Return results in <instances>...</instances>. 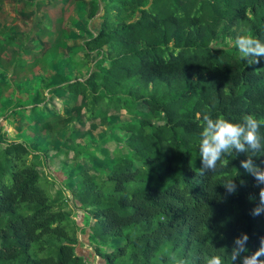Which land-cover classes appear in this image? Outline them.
<instances>
[{
  "label": "trees",
  "instance_id": "trees-1",
  "mask_svg": "<svg viewBox=\"0 0 264 264\" xmlns=\"http://www.w3.org/2000/svg\"><path fill=\"white\" fill-rule=\"evenodd\" d=\"M87 1L88 18L99 19L82 43L87 72L47 84L51 97L63 98L62 110L43 112L37 129L53 132L49 116L62 113L61 143L71 146L60 143L52 153L72 152L76 161L81 149L68 133L77 134L85 118L106 109L140 114L108 126L119 150L107 165L90 172L78 163L71 174L75 205L92 220L95 255L103 264H170L175 253L203 264L210 252H230L243 233L246 255L255 252L264 211L253 212L264 184L241 161L252 156L264 169V153L233 151L227 167L201 176L199 143L205 113L234 123L246 115L264 120V57L247 65L236 48L212 45L221 35L264 42V0ZM259 134L264 145V125ZM29 145L0 136V264H91L77 252L79 227ZM231 178L234 193L223 186Z\"/></svg>",
  "mask_w": 264,
  "mask_h": 264
},
{
  "label": "rangeland",
  "instance_id": "rangeland-1",
  "mask_svg": "<svg viewBox=\"0 0 264 264\" xmlns=\"http://www.w3.org/2000/svg\"><path fill=\"white\" fill-rule=\"evenodd\" d=\"M49 5L39 3L36 4L35 14L33 18L37 19L41 23V27H44L41 38L36 40L35 45L39 44V48H42L40 56L45 59L46 66L44 69L37 68L36 77L49 75L48 80L52 82L62 83V79H74L87 72L86 67L82 63L83 46L82 41L89 36L92 31H95L96 26L99 25V19L88 18V1L87 0H49ZM149 3L146 5L148 6ZM28 6V5H26ZM31 7V6H30ZM26 10H30L29 6ZM31 17V16H30ZM33 18H30L29 22L32 27L36 24L33 23ZM41 18V20H39ZM32 30V29H31ZM233 41L229 36H219L212 45L214 47L225 48L232 50L230 42ZM96 54H92V58H95ZM28 66V64H26ZM14 65H12V68ZM42 70L44 72H42ZM9 79H11L12 85L20 83L27 84L29 74L23 71L20 66L13 68L12 72H8ZM47 92H44V95ZM47 104L46 110L55 106L62 110L61 103L63 98L46 97ZM78 104L83 103L80 98L77 100ZM16 103L12 106L16 107ZM105 109V108H103ZM8 116V115H7ZM0 127V135L4 137V140H26L27 144H30V149L39 153L38 157V170L46 175L50 176L53 180L50 191L55 198L65 200L67 207L66 210L69 213L71 220L79 227V243L77 245V252L83 255L86 260L91 264H103L104 262L95 255L93 251V240L89 235L88 223L92 222L90 217L85 215L81 216V209L76 207L75 200H78V193L75 191L74 184L71 182V174L78 167L77 164H83L90 172H96V168L99 166L107 165L109 163L107 156L110 155L113 150L117 148L118 140H116V133L108 126L112 120H128L132 118L140 117V114L134 113L127 114L124 110H101L100 114L95 118H85L84 123L79 127L80 130L75 135H70L71 140L74 141L77 148L81 149V156L76 160H70L72 152L68 155L54 154L55 148L60 147V143L64 139L62 136V121L64 117L62 113L53 114L49 116V119L54 121L55 130L53 132H41L38 131L37 126L27 125L22 123H12V121L6 119ZM15 116L14 118H18ZM111 117L113 119H111ZM24 116H21L23 119ZM60 118V119H59ZM59 119L60 121H55ZM15 120V119H14ZM27 123L29 120L26 118ZM96 124V128H92V124ZM21 125V126H20ZM65 148H69L71 144H62ZM121 151L123 147L120 148ZM85 150V151H83ZM101 150H106L108 153H103ZM119 150V148H117Z\"/></svg>",
  "mask_w": 264,
  "mask_h": 264
},
{
  "label": "clouds",
  "instance_id": "clouds-1",
  "mask_svg": "<svg viewBox=\"0 0 264 264\" xmlns=\"http://www.w3.org/2000/svg\"><path fill=\"white\" fill-rule=\"evenodd\" d=\"M230 46L239 51L241 58L247 61V65L258 64L259 58L264 57V42L251 35H238L230 42ZM202 120L199 143L202 167L199 175L203 176L208 172H215L218 165L227 167L229 161L225 157L231 155L233 151L236 153H264V145L261 143L262 138L259 134L261 126L264 125V120L246 115L243 122L234 123L223 117L213 119L207 113L203 115ZM241 166L249 173L254 174L259 184H264V169L252 163V156L241 161ZM223 186L229 193L236 191L233 178L227 179ZM262 211H264V187L259 190V204L254 209L253 215H259ZM248 240V234L243 233L235 239L230 252L219 248L221 253L210 252L202 258L203 264H225L224 259H222L223 255L229 258L231 264H264V259H261L264 257V237L260 240L259 248L250 255H246L249 251L246 246ZM168 259L170 264H189L188 260L179 258L175 253H171Z\"/></svg>",
  "mask_w": 264,
  "mask_h": 264
},
{
  "label": "crops",
  "instance_id": "crops-1",
  "mask_svg": "<svg viewBox=\"0 0 264 264\" xmlns=\"http://www.w3.org/2000/svg\"><path fill=\"white\" fill-rule=\"evenodd\" d=\"M49 2V0H2L0 10V122H6L4 116L8 115L6 119L14 124H18L19 120L20 124L26 126L25 130L28 129L27 125H39L44 116L43 112L46 111V97H51L52 94V87H47L48 83H52L48 80L50 74L47 77L35 78L37 68L49 70L44 68L45 59L40 56L42 48H39V44L35 45L36 40L41 38L44 27H41V23H35L38 20L32 16L35 14L37 3L49 5ZM26 5L30 10H26L28 8ZM30 18H33L35 27L31 28L29 25ZM12 65L20 66L29 74L26 78L27 84L20 83L16 86L11 84L8 72H12L14 68ZM45 91L47 93L44 95ZM15 103L16 107L12 108ZM17 115L19 117L14 120L13 117ZM22 115L23 119H21ZM26 118L29 120L28 123L25 121Z\"/></svg>",
  "mask_w": 264,
  "mask_h": 264
},
{
  "label": "built area",
  "instance_id": "built-area-1",
  "mask_svg": "<svg viewBox=\"0 0 264 264\" xmlns=\"http://www.w3.org/2000/svg\"><path fill=\"white\" fill-rule=\"evenodd\" d=\"M1 7H2V0H0V10H1Z\"/></svg>",
  "mask_w": 264,
  "mask_h": 264
}]
</instances>
